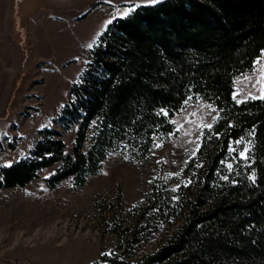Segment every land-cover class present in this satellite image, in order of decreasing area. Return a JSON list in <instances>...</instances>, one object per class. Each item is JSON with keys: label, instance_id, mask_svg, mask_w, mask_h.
<instances>
[{"label": "trees", "instance_id": "obj_1", "mask_svg": "<svg viewBox=\"0 0 264 264\" xmlns=\"http://www.w3.org/2000/svg\"><path fill=\"white\" fill-rule=\"evenodd\" d=\"M99 4L107 3L89 4L77 19ZM137 4L130 15L105 24L52 118L63 131L73 129L71 142L55 127L36 128L25 150L0 167V189L22 188L48 167L46 189L63 179L78 189L113 153L147 158L155 139L175 132L171 118L184 102L201 99L217 115L200 131L184 167L186 182L174 196L155 187L146 194L128 224L111 228L118 252L98 261L264 264V93L232 97L234 77L250 71L264 50V0ZM156 215L171 229L133 257L130 242Z\"/></svg>", "mask_w": 264, "mask_h": 264}, {"label": "rangeland", "instance_id": "obj_2", "mask_svg": "<svg viewBox=\"0 0 264 264\" xmlns=\"http://www.w3.org/2000/svg\"><path fill=\"white\" fill-rule=\"evenodd\" d=\"M95 1L107 4L77 19ZM123 2L130 0H0V167L25 150L36 128L55 127L65 143L71 142L73 129L63 131L52 118L83 67L88 45L129 8L118 5ZM263 93L264 50L250 71L234 77L232 97L239 101ZM216 115L211 103L186 100L171 118L175 132L155 139L147 158L113 153L78 189L68 179L46 189L42 179L52 167L22 188L0 189V264H104L99 256L118 252L113 224H128L154 187L175 195L186 182L184 167L195 154L201 129ZM245 149L239 152L242 158ZM171 227L154 216L130 242L133 257L148 251Z\"/></svg>", "mask_w": 264, "mask_h": 264}, {"label": "snow or ice", "instance_id": "obj_3", "mask_svg": "<svg viewBox=\"0 0 264 264\" xmlns=\"http://www.w3.org/2000/svg\"><path fill=\"white\" fill-rule=\"evenodd\" d=\"M149 2L150 3H158L159 2V0H149ZM141 5L140 4H137L136 3V0H130V6H129V8L127 9V10H125L123 13H122V15L123 16H128V15H130V13L131 12H134L135 10H136V8L137 7H140ZM114 18H116L115 16H114ZM109 23H111V21H109ZM92 45H88V47H91ZM258 63H259V61H258ZM209 127H210V125H209ZM237 143H240V141H237ZM248 151V149H245V153ZM245 153H241V155H245ZM254 179V178H253Z\"/></svg>", "mask_w": 264, "mask_h": 264}]
</instances>
